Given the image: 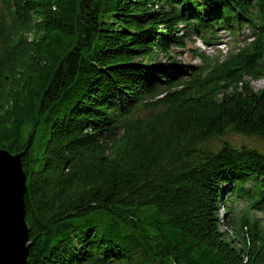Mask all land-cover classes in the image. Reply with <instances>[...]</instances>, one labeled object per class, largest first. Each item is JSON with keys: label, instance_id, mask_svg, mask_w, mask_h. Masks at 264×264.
<instances>
[{"label": "trees", "instance_id": "16d2710c", "mask_svg": "<svg viewBox=\"0 0 264 264\" xmlns=\"http://www.w3.org/2000/svg\"><path fill=\"white\" fill-rule=\"evenodd\" d=\"M251 5L0 0V148L27 174V264H264L248 210L264 214V153L205 147L264 140V87L251 85L264 78V0L237 52L197 66L171 53L198 29L234 30Z\"/></svg>", "mask_w": 264, "mask_h": 264}, {"label": "water", "instance_id": "95a60500", "mask_svg": "<svg viewBox=\"0 0 264 264\" xmlns=\"http://www.w3.org/2000/svg\"><path fill=\"white\" fill-rule=\"evenodd\" d=\"M26 177L22 153L0 148V264H27Z\"/></svg>", "mask_w": 264, "mask_h": 264}, {"label": "rangeland", "instance_id": "374dc122", "mask_svg": "<svg viewBox=\"0 0 264 264\" xmlns=\"http://www.w3.org/2000/svg\"><path fill=\"white\" fill-rule=\"evenodd\" d=\"M245 32L248 33V30L245 29ZM194 36V35H192ZM219 36L225 39H227V45L225 47V49L221 52H225L229 47L230 44H234V43H230V40H238V38L236 36L231 37L226 31H220ZM198 36H194L191 37V39L187 40V47L185 49L182 48H173L171 49V53L173 56L177 55L178 60L182 61L183 63H187V64H192V65H199L201 62L199 60V58H197L194 54V51H196L197 53L200 52L201 50V44L202 42H200ZM239 41V40H238ZM237 41V44H239V42ZM183 52V53H180ZM160 58L162 60H164L165 58L160 56ZM251 85L253 87V89L255 90H259L262 89L264 87V78H258V79H252L251 80ZM222 141H228L230 142L233 146H235L236 148H240L242 146H247L249 148H254L259 152L264 153V141L257 138V137H249L247 135L244 134H236V133H229L225 136H222L221 138H213L211 139L208 144H205V147L210 149L211 151L215 152L219 149L220 147V143ZM243 198H238V201L234 202V206L236 207V210H243L246 207V204L243 202L242 200ZM254 214L261 217L263 214L261 212H256L254 211Z\"/></svg>", "mask_w": 264, "mask_h": 264}, {"label": "bare ground", "instance_id": "6f19581e", "mask_svg": "<svg viewBox=\"0 0 264 264\" xmlns=\"http://www.w3.org/2000/svg\"><path fill=\"white\" fill-rule=\"evenodd\" d=\"M244 14L245 16H248V21H250V23H252L253 25L260 26L262 24L263 17H262L261 8L259 5L249 8L248 10L244 12ZM174 57L177 58V55H175Z\"/></svg>", "mask_w": 264, "mask_h": 264}]
</instances>
